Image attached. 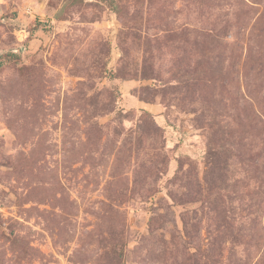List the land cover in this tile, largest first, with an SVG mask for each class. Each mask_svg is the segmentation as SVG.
<instances>
[{"label": "rangeland", "instance_id": "374dc122", "mask_svg": "<svg viewBox=\"0 0 264 264\" xmlns=\"http://www.w3.org/2000/svg\"><path fill=\"white\" fill-rule=\"evenodd\" d=\"M0 264H264V0H0Z\"/></svg>", "mask_w": 264, "mask_h": 264}]
</instances>
